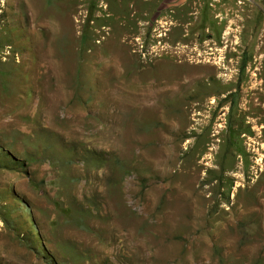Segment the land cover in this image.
Here are the masks:
<instances>
[{
	"label": "rangeland",
	"instance_id": "obj_1",
	"mask_svg": "<svg viewBox=\"0 0 264 264\" xmlns=\"http://www.w3.org/2000/svg\"><path fill=\"white\" fill-rule=\"evenodd\" d=\"M180 2L0 0V264H264V0Z\"/></svg>",
	"mask_w": 264,
	"mask_h": 264
},
{
	"label": "bare ground",
	"instance_id": "obj_2",
	"mask_svg": "<svg viewBox=\"0 0 264 264\" xmlns=\"http://www.w3.org/2000/svg\"><path fill=\"white\" fill-rule=\"evenodd\" d=\"M259 87H261L262 88V92L264 93V82H261L260 83V85H259ZM259 89V88H258ZM253 91V90H252ZM257 91V90H256ZM258 91H260V90H258ZM247 93V92H246ZM248 94V93H247ZM249 94H251V93H249ZM259 94V93H258ZM258 96V95H257ZM260 96V95H259ZM244 97H245V95H244ZM250 97V96H249ZM252 97H254V95L252 96ZM263 97V96H262ZM249 99V98H248ZM264 99V98H263ZM246 101H247V99H245ZM251 100V99H250ZM251 101H253V99L251 100ZM258 101V100H257ZM244 102V101H243ZM254 102V101H253ZM260 103H261V100H260ZM245 104V103H244ZM248 104V103H247ZM254 107V106H253ZM257 107H259V106H257ZM251 108V107H250ZM259 109H261L260 107H259ZM251 110H253V109H251ZM255 110V109H254ZM249 111V110H248ZM260 111V110H259ZM258 111V112H259ZM263 111V110H262ZM244 112V111H243ZM254 112V111H253ZM250 113V112H249ZM249 113H247V114H249ZM252 114V113H251ZM259 114V113H258ZM262 114L264 115V113L262 112ZM250 115V114H249ZM254 115H255V113H254ZM261 115V114H260ZM253 116V115H252ZM254 117V116H253ZM252 117V118H253ZM263 117V116H262ZM255 118V117H254ZM261 118V117H260ZM257 119V118H256ZM257 121H259V119L257 120ZM253 123V122H252Z\"/></svg>",
	"mask_w": 264,
	"mask_h": 264
},
{
	"label": "crops",
	"instance_id": "obj_3",
	"mask_svg": "<svg viewBox=\"0 0 264 264\" xmlns=\"http://www.w3.org/2000/svg\"><path fill=\"white\" fill-rule=\"evenodd\" d=\"M167 1H169V2H176L177 0H167ZM183 1L184 0H181V2L180 3H183ZM218 2L219 1H221V0H217ZM222 1H229V3L231 2V1H235V0H222ZM250 1H254V2H256V1H259V0H250ZM261 1V0H260Z\"/></svg>",
	"mask_w": 264,
	"mask_h": 264
}]
</instances>
